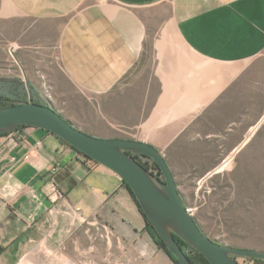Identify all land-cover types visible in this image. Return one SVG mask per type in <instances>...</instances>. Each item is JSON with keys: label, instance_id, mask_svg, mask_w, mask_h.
Returning a JSON list of instances; mask_svg holds the SVG:
<instances>
[{"label": "crops", "instance_id": "obj_1", "mask_svg": "<svg viewBox=\"0 0 264 264\" xmlns=\"http://www.w3.org/2000/svg\"><path fill=\"white\" fill-rule=\"evenodd\" d=\"M0 27L15 28L7 42L54 45L78 93L63 111L79 108L78 129L97 138L163 156L205 121L230 123L241 102L249 129L264 122V0H0ZM77 152L38 128L0 137V264H173L121 179Z\"/></svg>", "mask_w": 264, "mask_h": 264}, {"label": "rangeland", "instance_id": "obj_2", "mask_svg": "<svg viewBox=\"0 0 264 264\" xmlns=\"http://www.w3.org/2000/svg\"><path fill=\"white\" fill-rule=\"evenodd\" d=\"M22 24L16 30L24 33L29 22ZM14 30V27H0V85L22 80L24 87L34 91L41 103L51 104L77 128L83 126L79 108L63 111L66 105L62 102L78 93L62 81L64 76L59 72L54 45H48L36 33L24 35L18 43L13 39L7 42L5 38L15 36ZM14 46L17 49L11 56ZM56 79L61 80L64 93L57 91ZM242 105L241 102V115L235 111L228 118L230 123L210 125L205 121L161 150L186 208L208 238L227 247L264 252V122L257 130L249 129V121L255 117L251 108ZM118 130L123 132L119 135L126 136L125 129ZM244 132L246 137L253 135L232 153L243 141L239 137ZM236 261L264 264L243 258Z\"/></svg>", "mask_w": 264, "mask_h": 264}, {"label": "water", "instance_id": "obj_3", "mask_svg": "<svg viewBox=\"0 0 264 264\" xmlns=\"http://www.w3.org/2000/svg\"><path fill=\"white\" fill-rule=\"evenodd\" d=\"M19 126L48 131L117 175L128 185L140 213L154 227L178 264L191 263L174 236L196 250L209 264H238L237 258L264 261L262 251L227 247L204 235L186 208L164 157L151 145L89 136L67 121L51 104L42 106L26 102L0 109V135L13 132ZM132 155L151 159L164 181L154 179Z\"/></svg>", "mask_w": 264, "mask_h": 264}, {"label": "trees", "instance_id": "obj_4", "mask_svg": "<svg viewBox=\"0 0 264 264\" xmlns=\"http://www.w3.org/2000/svg\"><path fill=\"white\" fill-rule=\"evenodd\" d=\"M22 84L18 83V84H14L11 87L9 86H5L3 87L2 85L0 86V109H4V108H9V107H14L17 106L19 104L22 103H26V102H30L33 104H37V105H42V106H47L46 104L41 103L36 96H32L28 99L27 97V93L23 91L22 89ZM22 128H26L25 126H19L18 128H16L14 130L18 131L19 129ZM89 136L95 137L93 135H90L88 133H85ZM6 134H1V136H4ZM57 137V136H56ZM64 145H66L67 147H70L71 149L75 150L73 147H71L69 144H67L65 141H63L62 139H60L59 137H57ZM97 138V137H96ZM79 155H81L83 158H85L86 160L92 161L91 159H89L88 157H86L85 155L77 152ZM132 157L139 163L141 164L153 177L154 179L158 180V181H164L163 180V176L160 172V170L157 168V166L155 165V163L147 158V157H143L140 155H132ZM166 161V159H165ZM93 163L97 164L96 162L92 161ZM167 165L168 162L166 161ZM169 167V165H168ZM170 169V167H169ZM171 170V169H170ZM121 186L122 188L128 193V195L130 196L132 202L134 203L136 209L138 210L139 214L141 215V217L144 220L145 223V227H144V231L149 235L151 242L161 251H163L168 258L171 260V262L173 264H178L177 260L173 257V255L170 254V252L167 250L165 244L163 243V241L160 239V237L158 236L157 232L155 231L154 227L146 220L145 216L142 215L140 213V208L139 205L135 199V197L133 196L132 192L130 191L128 185L126 183H124L121 180ZM193 218V217H192ZM194 219V218H193ZM195 221V219H194ZM196 222V221H195ZM197 223V222H196ZM205 235V234H204ZM175 241L177 242V244L180 246V248L182 249L183 253L185 254V256L188 258V260L190 261L191 264H209L202 255H200L196 250H194L192 247H190L189 245H187L186 243H184L182 240H180L178 237L174 236ZM249 261H254V262H263L261 260L258 259H253V258H243Z\"/></svg>", "mask_w": 264, "mask_h": 264}, {"label": "flooded vegetation", "instance_id": "obj_5", "mask_svg": "<svg viewBox=\"0 0 264 264\" xmlns=\"http://www.w3.org/2000/svg\"><path fill=\"white\" fill-rule=\"evenodd\" d=\"M18 83L22 84V83L19 82V81H15V82H4V83L2 84V86H3V87H5V86H9V87H11L12 85H14V84H18ZM22 85H23V84H22ZM0 86H1V85H0ZM22 89H23L24 92L27 93V97H28V99H29L30 97H32V96H36V93H34V91H30V90L26 89V88L24 87V85L22 86ZM36 97H37V96H36Z\"/></svg>", "mask_w": 264, "mask_h": 264}, {"label": "built area", "instance_id": "obj_6", "mask_svg": "<svg viewBox=\"0 0 264 264\" xmlns=\"http://www.w3.org/2000/svg\"><path fill=\"white\" fill-rule=\"evenodd\" d=\"M14 50V48H11V50H10V54H11V56H13L12 54H13V51ZM13 62H15V61H13Z\"/></svg>", "mask_w": 264, "mask_h": 264}]
</instances>
